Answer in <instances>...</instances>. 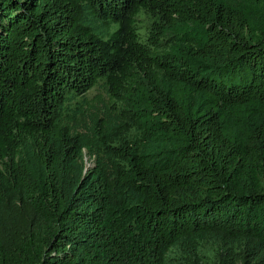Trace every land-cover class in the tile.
<instances>
[{
	"label": "trees",
	"instance_id": "16d2710c",
	"mask_svg": "<svg viewBox=\"0 0 264 264\" xmlns=\"http://www.w3.org/2000/svg\"><path fill=\"white\" fill-rule=\"evenodd\" d=\"M0 264H264V0H0Z\"/></svg>",
	"mask_w": 264,
	"mask_h": 264
},
{
	"label": "rangeland",
	"instance_id": "374dc122",
	"mask_svg": "<svg viewBox=\"0 0 264 264\" xmlns=\"http://www.w3.org/2000/svg\"><path fill=\"white\" fill-rule=\"evenodd\" d=\"M105 95L104 91L102 90V87H95L88 93V97L90 99H94L99 94ZM93 164V159H89L87 157V165L90 167ZM225 246V243L223 241H211L210 239H203L200 240L199 243L196 244V247L202 250V253L205 256H201V260L203 262H211L213 259H216L219 257L220 252L222 250V247Z\"/></svg>",
	"mask_w": 264,
	"mask_h": 264
}]
</instances>
